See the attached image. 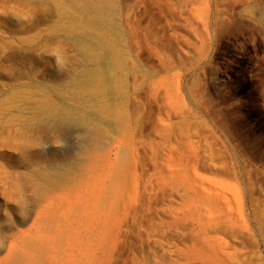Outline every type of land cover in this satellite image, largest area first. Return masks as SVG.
<instances>
[{
    "label": "rangeland",
    "instance_id": "obj_1",
    "mask_svg": "<svg viewBox=\"0 0 264 264\" xmlns=\"http://www.w3.org/2000/svg\"><path fill=\"white\" fill-rule=\"evenodd\" d=\"M181 3L0 0L6 264H106L112 253L113 264L178 260L188 243L168 239H184L190 226H169L178 215L150 203V174L179 154L180 140L191 143L187 152L201 147L212 159L210 174L223 177L216 191L236 201L218 215L224 230L216 234L223 246L216 255L264 264V0H216L224 15L206 51L185 25ZM246 4L263 18L241 27L234 20ZM109 63L117 79L111 92L92 97L78 89L81 74ZM122 151L130 175L124 200L132 202L117 205L104 189Z\"/></svg>",
    "mask_w": 264,
    "mask_h": 264
},
{
    "label": "bare ground",
    "instance_id": "obj_2",
    "mask_svg": "<svg viewBox=\"0 0 264 264\" xmlns=\"http://www.w3.org/2000/svg\"><path fill=\"white\" fill-rule=\"evenodd\" d=\"M248 1L249 0H247V2ZM223 2L225 3V0H223ZM181 4H182L181 6H183L185 14H186V17L184 19L185 25L189 28V30H191L193 36L195 37V39H197L198 43L202 44L204 51L208 50L209 48L212 47V45L216 41L215 33L218 30L217 26L219 23H222V20H223V15H224L223 11L221 10V8L217 7L219 4L221 5V3L219 2V4L216 6V0H182ZM257 5H259V4H257ZM224 11H225V9H224ZM259 14H260V12H257L255 10V6L253 4L252 5L246 4L244 6H240V8H238V10H237V19L234 20V23L240 25L241 27L242 26L248 27L250 22H257V21L262 20L263 15L261 16ZM225 20H227V19L225 18ZM198 23H199V25H198ZM73 25L74 24L71 22L70 26L73 27ZM194 45L195 44L192 43V45H190V46H194ZM122 48H124V47H122ZM205 54H207V52ZM203 56H204V54H203ZM60 60L61 59H59V61ZM59 67L61 68L62 64H59ZM111 67H112V64L109 63L104 68H100L97 70H93V69L88 70L85 73L81 74L82 76L79 77V80H77V82H76L78 85V89L83 91V93H87V94L92 95V97H97V96L100 97L104 90L111 92L113 89L115 80H117L116 76L114 75V73L111 69ZM116 88H118V90H120L122 92H125L126 86L123 82L118 81ZM3 92H5L4 91V82L0 81V94H2ZM108 94H112V93H108ZM19 95L21 96V94H19ZM14 96L17 98V94ZM29 97H30V94H27L26 98H29ZM7 100L8 99L1 100L0 105H5ZM47 120L38 123V125L46 124ZM6 124H7V122H6ZM7 125H5L3 122H0V151H1L0 152V156H1L0 198L3 199L5 202H7V197H8L7 192L8 191L6 190V185H5L6 184V178H5L6 167H5V163H4L5 162L4 161L5 154L3 152L4 151L3 149L5 146V143L7 142V139H8ZM179 129H181V130H179ZM178 131L182 132V128L179 127ZM178 134L181 137L182 133L180 135V133L178 132ZM183 139L186 140L185 138H183ZM185 142H184V145H182V147L186 145V149H188L190 147L191 143L187 142V141H185ZM168 148H167V150H168ZM155 150H157V149H155ZM189 153L190 154L192 153L194 155L195 151H193L191 149L189 151ZM121 157H122V160L120 159V163L116 166L117 169L112 173V175H109L106 177V181L108 182L107 183L108 185L106 184L105 189H104L106 194H107V198L110 200L109 202L110 203L115 202V204H117V205L119 203H122L125 200L127 202H132V197L128 196V195H127L126 199L124 200V198H125L124 187L126 186V182H127L126 174L128 172L129 163H127V155H125L123 151L121 153ZM171 160H172V157L167 156V158H166L167 170H168V167L170 165L169 162H171ZM113 163H114V160H113ZM189 168L191 169V167H189ZM134 171H136V166H135ZM217 173L212 174V175L216 176L218 178V180H221L223 177ZM114 176H116V178H118V179L114 178ZM195 177H196V175H195ZM195 177H193L194 180H195ZM197 180H199V179H197ZM205 183H207V187L203 188V190H202V192H203L202 197H203V201L205 204V207L203 209V214L200 215V219H197L196 222L193 221V223H192V224L197 225L200 228L199 230H197L198 231L197 232L198 233L197 238L195 240H192V243H191L192 248H190L189 245H186L185 248L178 249L176 251V253L180 257L178 260H173L172 258L169 259V258H167L168 255H167V257H164L163 255H161L162 258H159L160 262L163 261L166 264H191V262L189 261L191 258L192 261L196 262L197 264H236V263H233L230 261V253H223L224 255H222V253H221V255H219V256L216 255L217 249H219L221 252L223 250V246L220 244V242L216 238L217 232L224 230L222 227L223 217H221L222 215L221 216H218V215H219V213L220 214L224 213L225 209L227 211L229 209H233V207H234L233 203L236 201L232 197L233 198L232 200L234 201L233 203H230V201L226 202L225 197L222 194H220V192L216 191V190H218V186H217V189L215 188L216 187L215 183H217L216 181H213L211 179L209 181H206ZM199 188H201V186ZM120 189H122V190L120 191ZM219 189H221V188H219ZM109 195H111V196L117 195V199H114V201H111V199L109 198ZM104 197H106L105 194H104ZM110 203L107 207L104 208L106 215L109 212V208L112 207ZM235 204H238V203H235ZM234 211H233V213H234ZM235 213H236V211H235ZM108 214H110V212ZM233 225H235V224L233 222H231V226H233ZM243 228H246L245 224H243ZM188 235H189V233L186 235V237H184V239H187ZM193 236H194V234H193ZM184 239H182V240L179 239V241L181 242ZM185 241L187 242V240H185ZM9 247H10V244L7 247V253H6L5 257L0 259V264H6L5 261L9 258ZM117 248L119 249L120 247H118V245L115 243L114 249H117ZM191 250H192L193 256H190ZM166 253H168L167 250H166ZM113 256H114V253H112L111 255H107V260L105 263L106 264H113V262L111 260V258ZM169 256H170V254H169ZM144 264H151V262L148 259V262H145Z\"/></svg>",
    "mask_w": 264,
    "mask_h": 264
},
{
    "label": "crops",
    "instance_id": "obj_3",
    "mask_svg": "<svg viewBox=\"0 0 264 264\" xmlns=\"http://www.w3.org/2000/svg\"><path fill=\"white\" fill-rule=\"evenodd\" d=\"M185 132L186 128L183 130L182 134ZM183 144L184 142L180 140L178 145L179 154L177 156H172V160L169 162L172 166V170L167 171V167H157L155 171L150 174V177L153 178L154 184L156 185V192L151 196L150 203L160 208L163 207L162 209L169 207L178 215L171 221L172 223H169V226L183 229L186 225L190 226V230L194 231V236H188L187 242L185 241L186 239H184L181 243H188V245H191L192 240H195L198 236L197 230L200 229L197 225L192 223L200 219V215L203 213L205 207L202 197V190L207 187V183L205 182L211 179L217 182L219 180L216 176L210 174V171L213 170L211 169L210 163L212 159L203 157L202 153H199L201 147L195 143V146L192 147V150L195 151L193 155L187 152L186 145L182 147ZM214 162L219 165L217 160ZM189 167H191V169ZM195 175L198 177L196 178ZM193 177H195V180ZM127 178L130 180L129 170L126 174V180ZM128 186L124 187V194L127 193ZM200 186L201 188H199ZM179 239L180 237L177 236L168 239V241L173 240L174 243L181 244Z\"/></svg>",
    "mask_w": 264,
    "mask_h": 264
}]
</instances>
